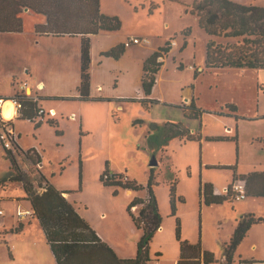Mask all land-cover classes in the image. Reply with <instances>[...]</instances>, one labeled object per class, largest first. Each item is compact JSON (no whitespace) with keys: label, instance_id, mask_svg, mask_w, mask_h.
Listing matches in <instances>:
<instances>
[{"label":"rangeland","instance_id":"rangeland-1","mask_svg":"<svg viewBox=\"0 0 264 264\" xmlns=\"http://www.w3.org/2000/svg\"><path fill=\"white\" fill-rule=\"evenodd\" d=\"M103 1L108 14L121 20L117 35L150 41L127 47L119 58L109 56L103 68L94 66V94L91 88L90 94L105 100L77 98L80 40L38 36L35 26L44 15L25 9L23 33H0V98H13L21 93L20 83L27 82L30 91L24 94L39 95L38 108L44 111L33 121L21 112L10 118L20 146L35 148L41 155L40 169L23 155L18 157L20 166L39 191L40 172L59 190L67 191L66 197L79 213L126 258L135 257L143 235L128 206L134 198L149 197L153 168L152 191L162 221L149 243L150 257L159 264H178V218L181 237L192 244L200 242L203 250L212 252L216 261L211 264H223L225 243L237 222L251 213L264 218V197L236 200L224 192L234 182V174L264 172V69L207 67L209 36L189 11L195 0ZM235 1L249 4L255 0ZM257 1L264 6V0ZM168 43L164 66L156 74L155 98H150L142 85L143 63L153 49ZM39 80L44 81L40 88ZM98 84L103 89L98 90ZM192 100L203 111L199 118L186 116L181 108ZM228 105H234L236 112ZM169 122H181L200 139L166 137ZM154 157L158 164L152 166ZM105 172L141 188L106 185L101 180ZM10 174L0 141V208L5 211L0 215V264H56L38 220L16 217L17 205L29 207L30 202L23 181ZM201 182L212 184L227 199L205 205L199 192ZM172 183L175 216L170 206ZM260 184L258 180L252 186ZM140 209L141 205L133 213L138 215ZM20 222L23 229L17 232ZM240 254L264 256V222L250 228L235 257Z\"/></svg>","mask_w":264,"mask_h":264},{"label":"trees","instance_id":"trees-1","mask_svg":"<svg viewBox=\"0 0 264 264\" xmlns=\"http://www.w3.org/2000/svg\"><path fill=\"white\" fill-rule=\"evenodd\" d=\"M25 9L46 17L45 24H37L35 33L52 37H80V83L78 96L80 100H105L103 97H92L91 88V36L100 32H117L122 23L118 16H110L101 11L100 0H0V33H23L24 24L21 13ZM189 11L197 20L199 27L209 36L206 46V66L209 68H256L264 69V6L256 3L244 4L234 0H195ZM171 44L153 52L145 62V75L142 80L144 92L150 96L156 82V74L162 66L160 58L170 50ZM125 45L119 44L104 54L119 58L125 51ZM148 73H151L148 75ZM40 98V97H39ZM22 104L19 114L31 121L37 116V100L22 93L13 98ZM156 101L154 99H148ZM159 102V101H156ZM228 107L236 112L234 105ZM188 117L199 118L203 111L192 100L181 105ZM10 129L13 139V150L7 149L3 142L6 157L10 162L11 178L23 181L26 200L31 203L34 217L39 221L56 264H153L157 258H151L149 243L154 233L160 228L162 216L157 200L152 191L155 183L153 168L147 185L149 197L146 200L134 198L128 206L132 221L143 229L134 258H120L114 249L103 241L96 230L77 211L75 205L65 196L67 191L59 190L40 172L42 182L38 183L39 191L29 181L28 173L20 166V155L25 156L40 169L41 156L36 149L24 150L14 137V123L0 115V131ZM166 137H177L184 141L199 140L200 136L191 133L181 122L165 124ZM101 180L106 185H119L126 189H138L141 186L122 180ZM115 177L121 178L114 174ZM234 180L243 179L247 184V196L264 197V172L253 171L249 174L233 175ZM258 180V187L252 186ZM200 197L205 205L221 204L227 198L216 195L213 185L200 183ZM175 184L170 187L171 214H176ZM141 205L138 215L132 208ZM264 218L254 214L243 216L235 227L230 241L225 243L223 264H233L235 252L250 228ZM20 223L15 231L20 232ZM176 238L180 244L178 264H211L216 261L214 254L203 250L200 242L190 243L181 237L180 220L176 219Z\"/></svg>","mask_w":264,"mask_h":264},{"label":"crops","instance_id":"crops-1","mask_svg":"<svg viewBox=\"0 0 264 264\" xmlns=\"http://www.w3.org/2000/svg\"><path fill=\"white\" fill-rule=\"evenodd\" d=\"M235 1V0H234ZM254 3L258 4V5H261L262 3L261 2H258L257 0L253 1ZM249 4H253L252 2H250ZM100 7H101V11L104 13V14H108L107 10L104 9V1L103 0H100ZM26 11H29V10H26ZM46 23V17L44 16V19L42 22L38 23V24H45ZM118 32V31H117ZM117 32H100L98 34H94L91 36V68H90V71H91V92L94 94L93 92V81H94V66H98V67H104L105 65V61H107L109 58V56L105 55L104 53L109 51L111 48L115 47L116 45H119V44H123L128 38H131V37H120V35H117L116 33ZM38 35V34H37ZM38 36H42V35H38ZM43 37V36H42ZM45 37V36H44ZM46 37H48L46 35ZM52 37V36H51ZM133 37V36H132ZM79 38L80 40V44H79V47L81 49V39L80 37H77ZM97 42V43H96ZM142 44V43H141ZM133 44H131V46H129L128 48H131ZM137 45V44H135ZM140 45V44H138ZM127 47L125 48V52L124 54L127 52ZM158 49H153L152 53L157 51ZM122 54V56L124 55ZM95 55H96V58H95ZM113 58V57H112ZM117 60V59H116ZM145 63V62H144ZM144 63H143V67H144ZM164 66V61L162 62V66L160 67V69ZM201 69V67L199 68ZM27 70V69H26ZM16 77V76H15ZM42 82L44 83L43 80H39L38 81V87L40 88L42 86ZM155 87H156V83L152 89V92H151V95L149 96L150 98H155L153 96V92L155 90ZM101 90L103 89V85L101 84H98V90ZM95 96V95H94ZM9 98V97H8ZM187 102L190 100V96L187 95L185 98H184ZM264 115V114H263ZM262 115V116H263ZM15 116V115H14ZM13 116V117H14ZM260 116V117H262ZM264 118V116L262 117ZM261 118V119H262ZM256 119H259V117L257 116ZM35 149V148H34ZM37 151V150H36ZM38 154H39V151H37ZM40 155V154H39ZM41 156V155H40ZM41 165V163H40ZM258 172H262V171H258ZM241 175V174H240ZM243 175V174H242ZM47 177V176H46ZM48 178V177H47ZM49 180V179H48ZM50 181V180H49ZM51 182V181H50ZM130 190V189H129ZM67 193H65V196H66ZM29 207H32L31 206V203H30V206ZM76 207V206H75ZM77 209V208H76ZM77 211L79 212V210L77 209ZM31 218H35L34 216L31 217ZM39 222V221H38ZM22 225L23 223L20 222ZM19 223V224H20ZM40 224V223H39ZM41 226V225H40ZM17 228V227H16ZM15 228V229H16ZM42 228V227H41ZM44 232V231H43ZM96 232L98 233L99 237L105 241L106 243H108L110 246L111 244L106 240V238L101 234V232L97 231ZM249 232V231H248ZM114 251L116 252L115 248L113 246H111ZM258 250V247L257 245L254 246V251H257ZM137 252V251H136ZM117 254V252H116ZM118 255V254H117ZM120 258H125L127 259L125 256H120L118 255ZM233 264H264V256L263 255H253L251 257H245L243 256L242 254H240L238 257H235V261Z\"/></svg>","mask_w":264,"mask_h":264},{"label":"built area","instance_id":"built-area-1","mask_svg":"<svg viewBox=\"0 0 264 264\" xmlns=\"http://www.w3.org/2000/svg\"><path fill=\"white\" fill-rule=\"evenodd\" d=\"M149 42L150 41H149L148 38L131 37V38H128L124 42V45H125V47H129V46H131V44H141V43H149ZM160 59L163 60L162 57ZM19 88H20L21 93L22 92L25 93V91H27V89H28V83L27 82L20 83ZM29 91L30 90H28L27 92H29ZM29 97L37 100V98H39L40 96L37 95L35 97H32V96H29ZM7 99H9V98H3V100H7ZM10 100H12L14 102L15 115H18L19 114V110L22 107V104L20 102H18L17 100H15V99H10ZM0 115H1V108H0ZM43 115H44V111L39 109L37 116H41L42 117ZM11 119H9V120H11ZM10 131H11L10 129H6V130L0 131V140L3 142L4 146L7 149L13 150L14 149L13 148V143H12L13 139L9 136ZM13 138H15V134H14ZM104 178L106 180H109V181H111V180H119V178L115 177L114 175H110L109 173L105 174ZM224 192H225V194H227V196L233 197L236 200L244 199V198L247 197V184H246V181L243 180V179H236V180H234V182L230 186H228V187H226L224 189ZM214 193L216 195H220L217 190H214ZM138 206L139 205L134 206L132 208V211L135 212L138 209ZM4 213H5V211L0 208V215H2ZM34 214H35V212H34L32 207H24L21 203H19L17 205V209H16L15 215L19 219L31 218V217L34 216ZM157 261L158 260H156L153 264H159Z\"/></svg>","mask_w":264,"mask_h":264},{"label":"bare ground","instance_id":"bare-ground-1","mask_svg":"<svg viewBox=\"0 0 264 264\" xmlns=\"http://www.w3.org/2000/svg\"><path fill=\"white\" fill-rule=\"evenodd\" d=\"M1 115L5 119H10L15 115V105L11 100H0Z\"/></svg>","mask_w":264,"mask_h":264},{"label":"water","instance_id":"water-1","mask_svg":"<svg viewBox=\"0 0 264 264\" xmlns=\"http://www.w3.org/2000/svg\"><path fill=\"white\" fill-rule=\"evenodd\" d=\"M26 10H28V9H26ZM42 86H43V84H42ZM41 86V87H42ZM0 100H3V98L1 99L0 98ZM1 102V101H0ZM158 164V161H157V159L154 157L152 160H151V162H150V165H152V166H154V165H157Z\"/></svg>","mask_w":264,"mask_h":264}]
</instances>
